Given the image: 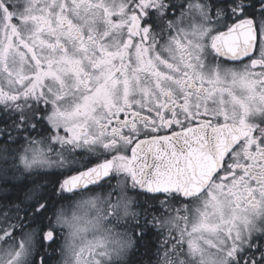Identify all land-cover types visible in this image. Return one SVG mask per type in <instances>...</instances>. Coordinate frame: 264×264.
Masks as SVG:
<instances>
[{"label":"snow or ice","instance_id":"6c2138e0","mask_svg":"<svg viewBox=\"0 0 264 264\" xmlns=\"http://www.w3.org/2000/svg\"><path fill=\"white\" fill-rule=\"evenodd\" d=\"M0 264H264V0H0Z\"/></svg>","mask_w":264,"mask_h":264}]
</instances>
